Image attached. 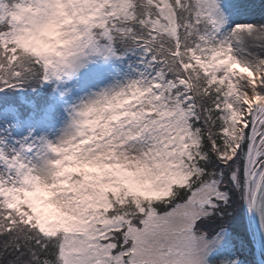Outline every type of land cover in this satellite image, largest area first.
<instances>
[{
  "label": "snow or ice",
  "instance_id": "1",
  "mask_svg": "<svg viewBox=\"0 0 264 264\" xmlns=\"http://www.w3.org/2000/svg\"><path fill=\"white\" fill-rule=\"evenodd\" d=\"M0 264H264V0H0Z\"/></svg>",
  "mask_w": 264,
  "mask_h": 264
}]
</instances>
